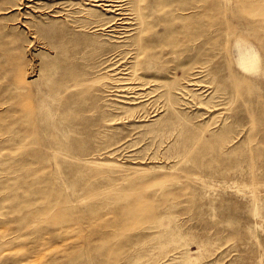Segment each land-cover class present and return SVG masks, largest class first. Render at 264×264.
<instances>
[{
	"label": "rangeland",
	"instance_id": "obj_1",
	"mask_svg": "<svg viewBox=\"0 0 264 264\" xmlns=\"http://www.w3.org/2000/svg\"><path fill=\"white\" fill-rule=\"evenodd\" d=\"M31 1L0 0V264H264V91L242 82L233 37L195 54L162 38L145 73L173 90L198 70L194 94L171 97L181 123L136 121L97 80L125 42ZM194 127L212 151L182 144Z\"/></svg>",
	"mask_w": 264,
	"mask_h": 264
},
{
	"label": "bare ground",
	"instance_id": "obj_2",
	"mask_svg": "<svg viewBox=\"0 0 264 264\" xmlns=\"http://www.w3.org/2000/svg\"><path fill=\"white\" fill-rule=\"evenodd\" d=\"M34 1L31 2L37 3ZM80 2L82 6L78 7L80 9L78 12V9L74 8L76 7L74 1L57 0L55 5L59 9L54 11V14L56 13V17L67 19L70 22L68 25L73 31H90L95 36L97 34L99 37H108L106 39L110 43L125 42L123 45H111L115 48L107 53H102L103 55L100 56L102 72L100 74L102 75L97 80L99 83L110 80L112 86L107 92L111 96H116L117 100L122 98L119 100H122L124 105L130 106L127 108L129 112L138 110V114L131 115L136 121H145L150 117L163 113L168 115L169 112H172L174 116L163 123L166 122L169 125L181 123L182 117L171 97L174 98V91H179L180 94L183 91L194 94L193 88L184 90L182 85L187 81V85L195 86L198 70L193 71L194 69H192L186 77L182 78L184 81L181 86L175 85L173 90L165 85L168 80L156 76L149 79L150 77L145 73L150 69L148 61L159 57L157 49L164 48L160 41L162 38H168L173 42L174 52H178V49L184 46L187 51L195 54L217 46L216 37H220L225 32L227 36L233 37L238 51L235 65L246 75L245 81L242 82L247 88L258 82L251 90L259 87L258 92L260 89L264 91L262 88L264 87V0H80ZM233 7L236 8L235 11H232ZM75 13H79V16L76 17ZM218 13L222 15L221 18L218 17ZM69 15L75 16H70L72 18L69 20L66 18ZM234 18L238 21L237 25L232 23ZM193 23L197 25V28L195 25L197 30L195 33L190 29V25ZM75 27L78 30H75ZM201 30H205L204 33ZM236 31H239L242 36L237 38L234 33ZM252 31L255 33H251ZM244 33H251V37L244 36ZM100 45L91 44V46H98L96 52L101 50L102 46L100 47ZM154 47L158 53L156 55L153 52ZM106 50L107 48L104 52ZM97 55L95 54V56ZM203 67L205 70L211 68L208 64ZM177 74L175 72L174 76ZM232 78L236 81L239 80L236 75H232ZM19 80L25 82V78ZM97 80H95L96 84ZM80 85L82 83H76L73 87ZM177 88L178 90H176ZM254 95L255 93L250 91V102L254 99ZM115 121V119H111V123L110 121L109 123L114 125ZM192 129H189V133H185V137L183 136L184 139H182V144L189 149L188 151L191 154L198 151L197 153L200 155L212 151V146H208L212 137L207 140L202 135L193 134L197 128ZM183 130L185 129L174 132L175 141L179 137L182 138L180 134ZM210 134L213 136V132ZM92 163L95 164V160ZM184 255L191 256L193 254L186 251Z\"/></svg>",
	"mask_w": 264,
	"mask_h": 264
}]
</instances>
